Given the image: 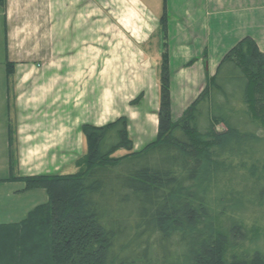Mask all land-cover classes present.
<instances>
[{"label": "trees", "instance_id": "16d2710c", "mask_svg": "<svg viewBox=\"0 0 264 264\" xmlns=\"http://www.w3.org/2000/svg\"><path fill=\"white\" fill-rule=\"evenodd\" d=\"M169 87L166 67L143 150L126 118L85 125L76 173L6 180L48 201L0 225V264H264V53L243 39L177 121ZM222 222L248 245L229 248Z\"/></svg>", "mask_w": 264, "mask_h": 264}, {"label": "rangeland", "instance_id": "374dc122", "mask_svg": "<svg viewBox=\"0 0 264 264\" xmlns=\"http://www.w3.org/2000/svg\"><path fill=\"white\" fill-rule=\"evenodd\" d=\"M3 1L4 5H0L2 119H8L13 110L18 116L15 119L23 115V119L27 116L31 122L44 124V154L31 164L29 157L24 156L22 172L46 176L76 173L78 159L88 151L85 125L104 126L126 118L134 152L157 140L166 67L173 121L179 120L202 92L195 87V80L199 82L193 70L195 64L183 62L178 32L172 25L158 26L154 22L153 16L162 20L167 11L166 0ZM10 24L15 25V30L9 33ZM179 34L181 37L182 33ZM8 50L10 53L15 50L17 60L25 55L22 60L29 65L24 66V71L28 77L31 75L23 82L25 86L20 85L22 97L18 99L10 92L12 109L7 101H1L7 93V65L10 72L16 71L11 63L4 64ZM13 104L24 108L15 111ZM36 131L43 133V126ZM126 154L120 150L114 156ZM13 164L15 169L20 167L19 160L14 159ZM7 165L10 170V161ZM9 178L18 176L12 172ZM11 182L23 185L20 191L14 189L16 197L22 192L31 193L15 200L2 197L0 220L21 221L43 200L47 203L44 190L26 191L23 182ZM7 190L10 188L2 193ZM32 191H43L44 197ZM222 223L229 248L248 245V241L232 235ZM258 229L264 235V222Z\"/></svg>", "mask_w": 264, "mask_h": 264}, {"label": "crops", "instance_id": "0c3cea01", "mask_svg": "<svg viewBox=\"0 0 264 264\" xmlns=\"http://www.w3.org/2000/svg\"><path fill=\"white\" fill-rule=\"evenodd\" d=\"M166 4V27L172 25L173 29L178 32L183 62L195 64L193 70L195 77L199 80V82L195 80L196 88L202 90L205 88L207 79L216 74L225 55L243 39H253L259 50L264 53V0H166ZM153 19L160 26V16H153ZM8 22L10 23V16H7ZM14 26L9 25V33L15 30ZM179 33H182L181 37ZM8 51H6L7 56H5L4 64L11 63L16 71L5 73L7 93H5L6 98L1 99V101L4 103L7 101L9 108H11L12 95L10 92L18 99L22 97L20 85H24L23 82H27L26 80H29L27 78H30L31 75L28 77V72L24 71V66L28 67L29 65L22 60L25 55L17 60L15 59V50L12 53ZM19 68L22 71H18ZM17 91H19V94ZM12 107L18 112L24 108L23 105L19 104L18 106L13 104ZM16 113L12 110L8 119H2L0 110V199L6 196L11 200H15L20 197L25 198L27 194L31 193L22 192V195L16 197L14 189L20 191L23 189V185L18 182L6 181L11 174L8 167L10 158H13V161L14 159L20 161V167L18 169L14 168L13 171L18 177L45 175L44 173L22 172L21 166L25 165V163H22L25 160L24 156L29 157L27 160L31 164L33 161L40 160L44 154V124L38 121L31 122L27 116L23 119V115L22 117L19 115V119H15L18 118ZM42 126L43 133L35 132V129ZM6 163L8 164L7 169L5 167ZM6 188H10V190H7L6 194L2 193ZM32 192L34 195L40 194L44 197L43 191ZM42 204H44V200ZM21 221L5 222L0 220V225L14 224Z\"/></svg>", "mask_w": 264, "mask_h": 264}]
</instances>
